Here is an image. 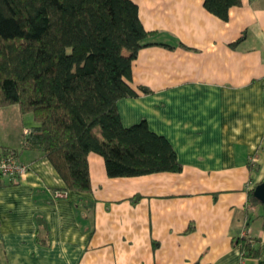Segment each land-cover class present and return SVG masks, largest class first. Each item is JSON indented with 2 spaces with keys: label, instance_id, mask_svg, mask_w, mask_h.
<instances>
[{
  "label": "crops",
  "instance_id": "crops-1",
  "mask_svg": "<svg viewBox=\"0 0 264 264\" xmlns=\"http://www.w3.org/2000/svg\"><path fill=\"white\" fill-rule=\"evenodd\" d=\"M133 1L150 40L167 46L139 51L138 96L119 101L121 120H146L182 171L110 178L92 153L91 190L68 191L48 159L24 149L35 122L0 108V155L17 151L31 166L22 181H0V264H264L262 207L247 231L258 256L233 244L248 192L264 181V0H241L227 22L205 0Z\"/></svg>",
  "mask_w": 264,
  "mask_h": 264
},
{
  "label": "trees",
  "instance_id": "trees-1",
  "mask_svg": "<svg viewBox=\"0 0 264 264\" xmlns=\"http://www.w3.org/2000/svg\"><path fill=\"white\" fill-rule=\"evenodd\" d=\"M241 0H205L222 21ZM133 0H0V108L18 106L35 125L24 149L48 159L68 191L89 192V155L110 178L182 171L171 143L146 120L125 127L119 101L137 97L132 64L150 40ZM2 155L17 151L3 147ZM248 192L247 224L233 237L244 258H256L248 231L264 209Z\"/></svg>",
  "mask_w": 264,
  "mask_h": 264
},
{
  "label": "built area",
  "instance_id": "built-area-1",
  "mask_svg": "<svg viewBox=\"0 0 264 264\" xmlns=\"http://www.w3.org/2000/svg\"><path fill=\"white\" fill-rule=\"evenodd\" d=\"M26 133H28V131ZM30 167V165L20 162L19 159L12 154L0 155V181H22L28 175Z\"/></svg>",
  "mask_w": 264,
  "mask_h": 264
},
{
  "label": "rangeland",
  "instance_id": "rangeland-1",
  "mask_svg": "<svg viewBox=\"0 0 264 264\" xmlns=\"http://www.w3.org/2000/svg\"><path fill=\"white\" fill-rule=\"evenodd\" d=\"M3 113H0V131H1V128L3 127V126H5L6 125V123L8 122V121H6L5 120V122H4V118H3V115H2ZM34 123L35 121H34V117H33V115L32 114H27V115H25V117H24V123H25V125L27 126V125H31V123ZM4 123V124H3ZM9 124H10V121H9ZM4 129V131L6 132V133H8V131H13V129L11 128V127H8V130H6L5 128H3ZM9 135H11V133H9ZM245 232L246 233H244V234H248L247 233V231L245 230Z\"/></svg>",
  "mask_w": 264,
  "mask_h": 264
},
{
  "label": "water",
  "instance_id": "water-1",
  "mask_svg": "<svg viewBox=\"0 0 264 264\" xmlns=\"http://www.w3.org/2000/svg\"><path fill=\"white\" fill-rule=\"evenodd\" d=\"M254 196L260 203L264 204V181L255 187Z\"/></svg>",
  "mask_w": 264,
  "mask_h": 264
}]
</instances>
